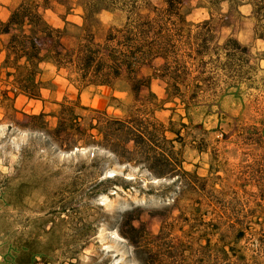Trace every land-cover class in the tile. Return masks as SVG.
<instances>
[{
  "label": "rangeland",
  "instance_id": "obj_1",
  "mask_svg": "<svg viewBox=\"0 0 264 264\" xmlns=\"http://www.w3.org/2000/svg\"><path fill=\"white\" fill-rule=\"evenodd\" d=\"M21 2L0 0V18L7 20ZM191 4V21L210 17L209 0H191ZM219 6L213 7L217 18L224 15L218 43L233 50L232 43H225L234 38L249 47L254 69L249 74L239 72L240 79L220 71L218 88L229 93L202 102L189 115L174 102L157 110L160 120L168 122L174 115L178 121L184 136L178 145L184 167L196 174L188 178L191 192L180 200L174 198V187L167 185L172 181L142 182L139 169L111 160L105 162V176L137 178L132 184L142 185L91 196L92 184L78 170L82 161L90 163L88 157L50 150L15 121L24 118L23 112L54 114L66 96L123 115L121 107L131 101L124 84L117 90L91 86L79 92L66 70L46 61L41 74L43 100L19 95L15 99L18 112L0 104V264H18L26 243L47 254L38 264H140L135 247L122 233L132 220L150 235L167 228V234L162 233L163 252L168 256L157 257L162 264H264V40L255 35L252 4L240 0L232 7L223 1ZM43 15L64 30L68 47L84 35L81 0H49ZM126 17L125 12L113 9L96 15L91 26L96 40L104 41L110 27L123 25ZM7 38L2 37L0 48ZM3 60L1 54V98L4 90L12 88L4 83ZM242 61L241 57L238 64ZM162 63V59L155 60L154 67ZM153 72V67L144 68L145 74ZM152 90L161 100L168 96L167 85L159 78L153 79ZM56 120L49 116V126L54 127ZM152 244L141 248V255L155 256Z\"/></svg>",
  "mask_w": 264,
  "mask_h": 264
},
{
  "label": "trees",
  "instance_id": "obj_2",
  "mask_svg": "<svg viewBox=\"0 0 264 264\" xmlns=\"http://www.w3.org/2000/svg\"><path fill=\"white\" fill-rule=\"evenodd\" d=\"M223 1L232 7L240 2L209 0L210 17L193 22L189 19L193 10L191 0H161L160 4L152 0H81L84 35L75 46L68 47L63 41L64 30L51 25L43 15L49 0H22L7 20L0 18V40L8 37L0 48V55H4L2 73L4 83L12 87L1 93L0 104L18 112L15 99L19 95L43 100L45 82L41 74L46 61L66 70L79 92L91 86L117 90L124 84L131 101L126 108L121 107L123 115L86 106L80 97L71 100L66 96L54 114L23 112L24 118L15 121L32 131L50 150L88 157L90 163L82 161L78 170L83 180L92 184L88 188L91 196L109 194L112 190L119 192L120 188L130 191L142 185L132 184L137 178L105 176V162L111 160L139 169L144 176L139 178L142 182L172 181L174 184L167 185L174 187L177 193L174 198L180 200L191 192L188 178L196 174L184 167L185 159L178 146L184 136L178 121L174 115L168 122L160 120L157 110L166 102H174L189 115L202 102L229 93L218 88L219 73L240 79L239 72L249 74L254 69L249 47L234 38L225 43H232L233 50L218 43V27L224 15L217 18L213 7H220ZM246 1L253 5L257 20L255 35L264 40V0ZM111 9L125 12L126 21L110 27L105 40L99 42L91 30L92 22L96 15ZM241 57L243 63L238 64ZM158 59L163 63L154 67ZM146 67H153V74H145ZM154 78L166 83V99L161 100L152 90ZM172 109L176 111V107ZM49 116L57 119L54 127L49 126ZM63 209L64 213L69 212L66 206ZM133 221L122 233L135 247L140 264H162L157 257L168 256L163 252V233L167 234V228L163 226L159 234L150 235ZM151 242L155 256L141 255L140 249L151 246ZM21 249L18 264H38V259L43 261L47 255L30 243Z\"/></svg>",
  "mask_w": 264,
  "mask_h": 264
}]
</instances>
